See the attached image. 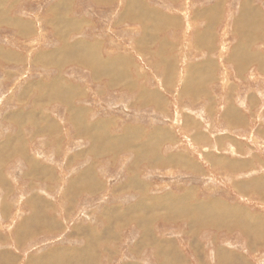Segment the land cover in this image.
Here are the masks:
<instances>
[{
    "label": "rangeland",
    "instance_id": "1",
    "mask_svg": "<svg viewBox=\"0 0 264 264\" xmlns=\"http://www.w3.org/2000/svg\"><path fill=\"white\" fill-rule=\"evenodd\" d=\"M62 1L0 0V264H264V0Z\"/></svg>",
    "mask_w": 264,
    "mask_h": 264
},
{
    "label": "crops",
    "instance_id": "2",
    "mask_svg": "<svg viewBox=\"0 0 264 264\" xmlns=\"http://www.w3.org/2000/svg\"><path fill=\"white\" fill-rule=\"evenodd\" d=\"M64 2H67L68 0H63ZM62 1V2H63ZM140 4L141 5V7H143V9H148L149 8V6H148V2L146 1V0H134V4L136 5V4ZM221 2L218 0L217 1V3H214V5L212 6V7H208L209 9V12L211 11V12H217L218 11V8H219V4H220ZM166 4H168V3H166ZM58 5H60L59 4V2H55V3H53V6H52V9L53 10H57V7H58ZM126 7H127V5H126ZM150 9V8H149ZM219 12V11H218ZM241 12L243 13V10H241ZM117 14V16H119L121 13H116ZM3 16L2 15H0V18H2ZM168 18V17H167ZM172 18H175V19H179V17L177 16V17H172ZM66 20H67V17L65 18ZM68 20L69 21H67L68 23H70V22H73V20L72 19H69L68 18ZM5 24H7L8 26H13L14 28L13 29H15V30H19L18 31V34L20 35V36H27V35H33L32 34V32H33V28H32V25L28 22V23H26V24H24L23 25V21H19L18 20V22H16L15 20H10L9 18H5ZM63 22H65V21H63ZM178 22V21H177ZM1 24H3L2 22H0ZM16 23V24H15ZM18 23V24H17ZM80 21L78 20V24L80 25ZM179 23V22H178ZM176 24V26L178 27L179 26V24ZM20 26V27H19ZM23 26V27H22ZM17 27V28H16ZM53 28V26L51 27V30L54 32V28ZM263 26L261 27V29L263 30ZM22 33V34H21ZM28 37V36H27ZM52 38H53V36H52ZM54 39V38H53ZM63 45V44H62ZM61 45V46H62ZM82 46H85V48L87 47V48H90L89 46H87V45H82ZM57 51H58V53H60L61 52V50L62 49H56ZM56 50H53V52H51V53H54V52H56ZM66 50L69 52V54L68 55H70L69 56V58H70V62L71 61H73V62H75L78 66H80L81 68H83V69H85V70H87L88 72H90V74H91V77L93 76V78H95V77H97V78H101L102 77V79H107L108 80V82H107V84H111V85H117V84H121V82H123L125 79H123V78H120V79H123V80H121V81H119V77L121 76V74L120 75H117L118 74V72H115L114 70H116V68L114 67V66H112V68H114V70L112 71V73H109V71L110 70H107V69H109V68H107V67H105V59H103L102 57L100 58V59H96L95 57H93L92 55H91V58H85V56L84 55H80V56H71L72 55V53H71V50H68V49H65L64 48V52L66 53ZM67 52V53H68ZM93 52V51H92ZM98 52L99 51H97L96 53H97V56H98ZM7 53V52H6ZM7 54H13V53H11V52H9V53H7ZM99 55H100V53H99ZM14 56V55H13ZM7 59H9L7 56H5ZM10 57H12V56H10ZM14 59H15V57H14ZM114 59H118L119 61H123V62H126L127 63V60L125 59V57H116V58H114ZM11 60H13V59H11ZM61 61V60H60ZM63 61V60H62ZM72 62V63H73ZM110 62H113V61H111V60H109V62L108 63H110ZM63 63H65L64 61H63ZM104 63V64H103ZM103 64V65H102ZM57 65H62L61 64V62H59V64H57ZM102 65V66H101ZM101 66V67H100ZM106 70H105V69ZM95 69V70H94ZM93 70V71H92ZM94 71H97V72H94ZM107 71H108V73L110 74H108L107 73ZM259 72V71H258ZM95 74V75H94ZM114 74H116V75H114ZM113 75V76H112ZM112 76V77H111ZM116 76V77H115ZM260 76H264L263 75V73H261L260 74ZM97 78H95V79H97ZM57 81H58V79H57ZM57 81H54L53 82V84H55ZM59 81H60V83L62 84L63 82L61 81V79H59ZM100 83V82H99ZM64 85H65V87H67L68 88V91L70 92V90L72 91V90H74V89H72L71 88V85L69 84V85H66L65 83H63ZM122 85V84H121ZM69 86V87H68ZM63 87V86H62ZM57 88V87H56ZM76 90V89H75ZM74 90V91H75ZM73 92V91H72ZM76 94V93H75ZM74 94V95H75ZM149 102H152V101H149ZM151 104V103H150ZM156 106H158V107H160L159 105H156ZM160 109V108H159ZM70 110H71V108H70ZM76 110V109H75ZM72 112H74V110H71ZM81 112H82V115L84 116V112L81 110ZM77 112H75V113H72V114H76ZM79 115V116H78ZM80 116V114L78 113L76 116L75 115H73L72 117H71V119H72V121H74V122H71L73 125H74V128H80L81 126L82 127H84L85 128V131L86 132H88V133H90L91 131H92V129H94V126L95 125H79L80 123H78L77 121H82V119L83 118H81V120H79L80 118H78V117H83V116ZM75 116V117H74ZM78 118V119H77ZM85 124V123H84ZM79 125V126H78ZM84 128H81V129H84ZM199 141V140H198ZM190 168V167H189Z\"/></svg>",
    "mask_w": 264,
    "mask_h": 264
},
{
    "label": "bare ground",
    "instance_id": "3",
    "mask_svg": "<svg viewBox=\"0 0 264 264\" xmlns=\"http://www.w3.org/2000/svg\"><path fill=\"white\" fill-rule=\"evenodd\" d=\"M248 8H249V7H248ZM6 14H7V13H6ZM5 16H6V15H5ZM259 16H260V15H259ZM260 17H261V16H260ZM261 19H262V18H261ZM16 22H17V21H16ZM17 24H18V23H17ZM19 27H20V26H19ZM22 27H23V26H22ZM16 28H17V27H16ZM18 31H19V30H18ZM41 31H42V30H41ZM19 32H20V31H19ZM21 34H22V33H21ZM40 37H41V36H40ZM24 43H25V42H24ZM6 54H7V53H6ZM13 58H14V56H13ZM13 60H14V59H13ZM14 61H15V60H14ZM108 61H109V60H108ZM64 62H65V61H64ZM62 63H63V62H62ZM110 63H111V62H110ZM54 64H55V63H54ZM103 64H104V63H103ZM103 64H102V65H103ZM102 65H101V66H102ZM106 65H107V64H106ZM101 66H100V67H101ZM105 67H106V66H105ZM104 69H105V68H104ZM94 70H95V69H94ZM105 70H106V69H105ZM92 71H93V70H92ZM114 71H115V70H114ZM94 72H97V71H94ZM109 73H110V72H109ZM94 75H95V74H94ZM114 75H116V74H114ZM117 75H118V74H117ZM117 75H116V76H117ZM112 76H113V75H112ZM112 76H111V77H112ZM116 76H115V77H116ZM92 77H93V76H92ZM96 78H97V77H96ZM54 99H55V98H54ZM74 113H75V112H74ZM77 114H78V112L76 113V115H77ZM79 114H80V113H79ZM84 114H86V113H84ZM81 115H82V112H81ZM78 116H79V115H78ZM82 116H83V115H82ZM78 118H80L79 120H81L82 117H78ZM78 118H77V119H78ZM70 119H71V118H70ZM71 120H72V119H71ZM44 125H45V124H44ZM85 125H87V124H85ZM51 131H52V130H51Z\"/></svg>",
    "mask_w": 264,
    "mask_h": 264
}]
</instances>
